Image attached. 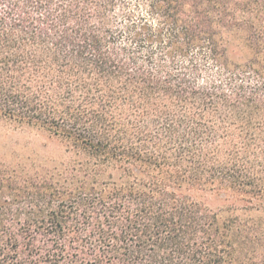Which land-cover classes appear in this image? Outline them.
Segmentation results:
<instances>
[{
    "label": "trees",
    "instance_id": "trees-1",
    "mask_svg": "<svg viewBox=\"0 0 264 264\" xmlns=\"http://www.w3.org/2000/svg\"><path fill=\"white\" fill-rule=\"evenodd\" d=\"M0 119V264H264V0H0Z\"/></svg>",
    "mask_w": 264,
    "mask_h": 264
},
{
    "label": "rangeland",
    "instance_id": "rangeland-1",
    "mask_svg": "<svg viewBox=\"0 0 264 264\" xmlns=\"http://www.w3.org/2000/svg\"><path fill=\"white\" fill-rule=\"evenodd\" d=\"M64 157V146L45 130L0 119V168L52 166Z\"/></svg>",
    "mask_w": 264,
    "mask_h": 264
}]
</instances>
